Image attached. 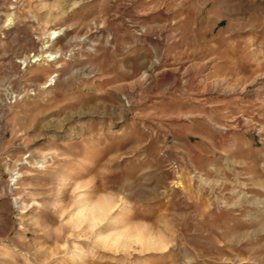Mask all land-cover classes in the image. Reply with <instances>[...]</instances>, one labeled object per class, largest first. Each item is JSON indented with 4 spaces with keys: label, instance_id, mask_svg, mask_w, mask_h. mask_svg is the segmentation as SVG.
Segmentation results:
<instances>
[{
    "label": "rangeland",
    "instance_id": "1",
    "mask_svg": "<svg viewBox=\"0 0 264 264\" xmlns=\"http://www.w3.org/2000/svg\"><path fill=\"white\" fill-rule=\"evenodd\" d=\"M0 264H264V0H0Z\"/></svg>",
    "mask_w": 264,
    "mask_h": 264
},
{
    "label": "bare ground",
    "instance_id": "2",
    "mask_svg": "<svg viewBox=\"0 0 264 264\" xmlns=\"http://www.w3.org/2000/svg\"><path fill=\"white\" fill-rule=\"evenodd\" d=\"M57 32H58V31H57ZM57 32H56L55 29H52V30L49 32V34H55V33H57ZM51 54H52V52H47V53L45 52V53L43 54V56H49V55H51ZM36 59L39 60V59H41V57L37 55V56H36ZM82 211H83V210H82ZM82 211H81V213H80V216H81V217H85V216H86V217H87V216L90 217V218H89V219H91L90 222L93 223V224H94L95 222H97V218H98V217H97V208H92L91 210L88 211L87 214H86L85 212H82ZM84 211H86V210H84ZM75 258H76V262H78V261L81 260L82 256H79V255H78V256H76Z\"/></svg>",
    "mask_w": 264,
    "mask_h": 264
}]
</instances>
